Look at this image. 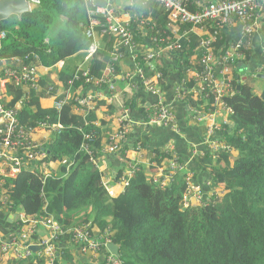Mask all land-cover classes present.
<instances>
[{"label": "trees", "instance_id": "obj_1", "mask_svg": "<svg viewBox=\"0 0 264 264\" xmlns=\"http://www.w3.org/2000/svg\"><path fill=\"white\" fill-rule=\"evenodd\" d=\"M87 26L82 0H40L29 13L19 18L11 16L0 23V29L6 32L0 43V60L10 66L9 61L15 57L36 56L38 62L29 63L52 69L87 48ZM54 27L55 33L51 34ZM45 39H49V45L44 43ZM181 43L185 45L183 40ZM192 43L176 60L179 81H185L183 64L193 55L196 41ZM106 57L109 56L97 52L91 59V73L96 77L107 63ZM66 66L57 74L59 81L67 82L73 74L74 70H67ZM158 68L161 69L159 64ZM163 72L165 75L166 70ZM232 81L235 90L223 99L231 114L222 132L234 150L233 164L226 153L215 160L208 154L195 162L202 179L206 167H211L215 187L223 186L221 197L215 199L211 195L206 207L183 208L182 175L176 174L165 189H160L143 168L131 178L122 194L111 197L98 168L79 152L84 123L74 111L73 100L57 112L43 109V93L32 92L19 108V122L32 128L40 122L60 124L63 128L42 143L45 157L41 161L28 163L15 179L7 180L13 204L9 212H21L27 218H52L64 230L88 225L104 250L106 241L119 247L117 256L122 264H264V88L254 94L246 82H239L234 76ZM48 83V77L42 78L43 87ZM185 87L189 92L195 85L186 82ZM6 93L11 98L8 106L23 97L21 88L14 85H7ZM186 97L192 109L203 104L204 99L208 100L207 106L212 101L196 100L193 94ZM87 119L93 121L94 115ZM90 130L94 127L88 126L86 131ZM99 141L100 138L94 144L96 154ZM62 160L68 163L55 165ZM69 239L65 236L62 242L69 243ZM62 256L66 258L68 254L62 252L60 260ZM7 263L43 264V260L33 257Z\"/></svg>", "mask_w": 264, "mask_h": 264}, {"label": "built area", "instance_id": "obj_2", "mask_svg": "<svg viewBox=\"0 0 264 264\" xmlns=\"http://www.w3.org/2000/svg\"><path fill=\"white\" fill-rule=\"evenodd\" d=\"M30 8L38 6L40 0H26ZM86 7L88 26L85 38L90 43L84 50V66L77 67L72 77L68 80V86H78L81 94L73 99L74 111L81 113L84 127L80 129L83 135V142L79 152L88 156L90 162L98 168L96 161V150L94 144L97 140L96 128L98 124L88 121L89 115L98 112V108L106 100L109 105L118 99L114 78L117 76L119 62L128 56L133 66L131 71L121 76L120 81L125 85V90L130 92L138 87L142 88L146 94L154 98L153 109L142 108L140 121L133 115L134 107L131 104L119 105V115L116 119L117 128L110 133L104 147V154L120 155L122 161L127 166L126 177L123 179V186H127L131 178L140 171L141 164L144 162L159 174L151 177L152 183L165 189L172 182L176 174H180L185 180L182 206L184 209L194 207H206L208 200L213 195L215 199L221 197L222 185L215 187V174L211 167H206L205 178L202 183L195 182V173L188 169L190 163H195L196 158H203L209 154L212 160L218 158L220 154H234V150L226 143V135L215 121V116L222 111L226 116L231 114V109L225 104L224 97L235 90L232 81V72L238 59L250 50L254 36L261 29L264 15V0H143L145 5L151 3L158 5L166 14L169 24L172 26H189L202 30L204 26L211 22L215 28L205 38L200 39L198 49L200 50L199 67L191 63L184 65L185 81H177L173 93L177 101L185 103L186 95L193 94L196 98H211L209 106L198 107L191 110V116L196 121H207L206 136L202 140L203 146L207 149L205 154L192 152L186 162L182 161L173 147L161 154L159 157L152 153L147 160L142 159L143 144L139 140H133L132 130L139 124L143 128L161 127L173 132L177 130V116L170 102L167 101L165 94L159 83L164 79V75L155 70V63L159 62L165 54H176L182 50V40L186 41L187 33L183 32L181 37L170 40L165 34L155 30L153 24L145 17L139 18L145 30V35L149 37L150 49L143 55L139 54L136 48L134 35L131 31L132 21L137 19V14H131L130 21L122 23L116 16L117 7L113 0H102L104 5H98L100 0H82ZM235 19L239 25V35L230 41L224 50L216 51L215 44L219 40V32L225 25ZM175 29V28H174ZM178 29L174 33H178ZM96 34L114 40L115 46L110 54L107 65L104 66L99 77L91 73L90 61L99 51L96 41ZM6 38V32L0 29V43ZM44 43L49 45V39ZM122 49V50H120ZM264 55V44L262 45ZM38 62L37 57L26 56L25 58H13L0 66V210L10 213L12 202L9 199L8 179H15L28 163L41 161L45 157L41 144L34 139L38 131H47L49 134L59 132L63 127L60 124L49 125L40 122L37 127L32 128L22 125L18 119L19 108L29 100L32 92L40 93L44 91L46 95L54 99L53 109L61 111L63 106L69 102L68 99L58 98L55 84L46 87L41 85L42 75L41 66L29 63ZM62 64V62H60ZM135 70L133 72L132 70ZM259 72H264V60L259 66ZM148 74L150 76L148 77ZM113 81V82H112ZM186 82L195 85L193 90L186 92ZM14 85L21 88L23 97L13 106H8L11 98L6 93V86ZM148 98L143 100V103ZM208 101V100H203ZM204 110V112H202ZM143 111V113H142ZM137 121V122H136ZM139 122V123H138ZM222 125H227L225 118ZM88 126H93L94 130L86 131ZM218 132H221L218 136ZM50 137V136H49ZM133 144L131 152L137 156L132 159L127 150L128 144ZM125 149V150H124ZM123 150V151H122ZM123 153V156L120 154ZM201 154V157L199 155ZM165 156V157H164ZM167 158V165L156 169L153 164ZM67 160L57 162L55 165H66ZM99 170V169H98ZM46 176L49 171L45 168ZM101 173V172H100ZM102 174V173H101ZM103 177V174H102ZM102 183L106 188L105 180ZM107 190V188H106ZM223 193V192H222ZM214 203V202H213ZM15 216V231L5 235L0 234V262L10 260H26L38 257L43 260V264H59L60 256L64 249L60 246L62 238L70 236V245L81 255L97 256L105 253L104 264H122L118 256L108 252L106 246L109 241L102 243L99 237L92 234L88 225L76 227L72 230L62 229L52 218H27L23 213L17 212ZM13 229V230H14ZM45 231L44 236H39V230ZM38 247V251L33 252L31 248Z\"/></svg>", "mask_w": 264, "mask_h": 264}, {"label": "crops", "instance_id": "obj_3", "mask_svg": "<svg viewBox=\"0 0 264 264\" xmlns=\"http://www.w3.org/2000/svg\"><path fill=\"white\" fill-rule=\"evenodd\" d=\"M114 4L117 7V14L116 16L122 23H126L130 21L131 14H137L138 18L132 21L131 24V31L134 35V39L136 42V48H138V52L140 55H143L147 52L151 45L149 43V37L145 35V30H143V26L139 18L145 17L150 20L153 24L156 31L159 33H163L166 37L170 40H175L183 34V32L187 33L186 41L183 40L185 45L182 47L180 52H176V54H165L162 59L157 62L161 69L158 68V64L155 63V70L164 74L163 69L166 70L164 79L159 83V86L163 90L165 97L168 102L171 103L175 115L177 116V130L173 132L167 128L161 127H148L143 128V126L137 124L135 125V130H132L131 135L133 134V140H139L143 144V151H142V159L147 160L150 158L152 153L156 154L157 157L158 153H165L168 148L173 147L174 151L178 154L179 158L186 162L190 156V154L194 151L197 153L205 154L207 149L203 146L202 140L206 136V126L207 121L201 120L196 121L191 116V110H189L187 97L185 103L179 102L175 99L173 88L178 81L177 77V70L176 67V60H178V56L183 54L185 50H188L190 46L193 44L192 41H196V46L193 49V55L187 59V63H191L195 67L198 66V62L200 60V50L198 49V43L200 39L207 37L212 30L215 28L214 23H207L202 30L196 28H190L189 26H180L177 25L172 26L169 24L167 19L166 12L160 8L156 4H149L145 5L143 0H113ZM175 28V29H174ZM178 29L180 31L176 32ZM239 35V25L238 22L233 18L232 22L228 25H225L222 30L219 32V40L215 44L216 51L219 52L220 50H224L225 46L228 42L236 39ZM193 38V39H192ZM96 41L99 45L100 53H105L107 56L110 57V54L113 52V48L115 46L114 40H111L107 37H101L99 34H96ZM218 44H221L217 47ZM264 44V15L263 20L261 23V29L257 35L254 36L252 47L248 52L245 54H249V59L246 60V55L244 54L240 59L237 60L234 68V74L232 72V77L234 76L235 80H239V82H245V76L249 71H251L254 75H264L262 72H259V66L261 65L262 61L264 60V55L262 53V45ZM183 45V43H182ZM122 50V49H120ZM80 53V52H79ZM83 53V60L81 64L77 65L73 70L77 67L84 66V58L85 54ZM78 54V53H77ZM74 57V56H73ZM109 57L105 59V61H109ZM72 58V57H71ZM70 58V59H71ZM185 59V58H184ZM5 63H1L0 66H4ZM65 62L62 61L55 65L54 68H41L40 74L42 78L48 77L49 84H55L57 89V97L62 99H68V101L73 100L78 95L81 94V88L74 85L68 86L67 82L59 81L57 78V74L60 70L65 66ZM246 64V65H245ZM107 63L105 64V66ZM133 63L128 56H125L118 64L117 67V76L114 78V84L116 85V90L118 93V99L114 100L112 105H109L104 98L100 101H104L106 103L103 104L98 108V112H95L93 121L98 124V128H96L97 139H101L99 141V148H98V161H97V154H96V161L98 163V169L103 174V179L106 183V188L109 195L113 198L118 197L124 191L123 186V179L126 177L127 166L125 161H122L120 155H107L104 154L103 150L107 143V138L110 133L116 130L117 124L116 119L119 115V105L116 103L121 101V104L132 103V107H134L133 115L134 118L138 121L141 120L142 114L139 109L144 108H152V104L154 102V98L150 95L146 94L145 91L138 87L130 92L125 90V85L120 81L122 75L131 71ZM105 68V67H104ZM103 68V70H104ZM135 72L134 68L132 70ZM102 73V72H101ZM150 74H148V77ZM69 80V79H68ZM113 82V81H112ZM234 82V81H233ZM43 96L40 98V105L43 109H52L54 99L48 95L44 91H42ZM148 98L145 103L143 100ZM198 98H196L197 100ZM208 101H204L203 104H200L198 107H206ZM76 112V111H75ZM204 112V110H202ZM143 113V111H142ZM81 116V113H79ZM227 118L224 112L220 111L215 116L216 123L220 126L221 130H224L225 127L228 125H222L223 121ZM137 122V121H136ZM139 123V122H138ZM222 132V131H221ZM218 132V136L221 135ZM228 134L230 132L228 131ZM49 132L47 131H38L34 135V139L42 145V143L46 142L49 139ZM228 136V135H227ZM133 144H128L127 153L130 158L135 159L137 158L131 152L130 148ZM201 154L199 157H201ZM235 156V154H233ZM202 158H196V161ZM195 161V162H196ZM230 164H233V158H229ZM160 163V164H159ZM167 158H163V160L158 161L156 164H153L156 169L162 168L161 170H165ZM196 163H190L188 169L195 173V182L202 183V178L200 177V170L195 166ZM141 169L143 168L144 173L149 176H155V174H159L158 170L155 172L153 168L149 167L146 162L141 164ZM15 216L8 214L5 211L0 210V234L5 235L13 230V226L15 224ZM46 233L44 230H39V236H44ZM64 249V254H68L66 258L64 256L61 257L59 260V264H104L105 253L102 252L97 256L91 255H81L79 254L71 245L63 241L60 245ZM8 260L0 262V264H8Z\"/></svg>", "mask_w": 264, "mask_h": 264}, {"label": "water", "instance_id": "obj_4", "mask_svg": "<svg viewBox=\"0 0 264 264\" xmlns=\"http://www.w3.org/2000/svg\"><path fill=\"white\" fill-rule=\"evenodd\" d=\"M118 3V0H116ZM98 5L103 6L104 2L102 0L98 1ZM31 8L26 0H0V23L7 20L11 16L10 13H15L16 17H21L25 13H29ZM258 78L264 79V75H259ZM237 90L239 87L236 88ZM108 252L114 254L115 256L119 253V247L113 243L106 246ZM33 252L38 251V247L33 246L31 248Z\"/></svg>", "mask_w": 264, "mask_h": 264}, {"label": "rangeland", "instance_id": "obj_5", "mask_svg": "<svg viewBox=\"0 0 264 264\" xmlns=\"http://www.w3.org/2000/svg\"><path fill=\"white\" fill-rule=\"evenodd\" d=\"M32 7H31V9H32ZM54 30H55V27L52 29L51 34L53 32L55 33ZM82 60H83V53L80 52V53L76 54L74 57H72L71 59H68L65 61L66 65H67L66 69L67 70L74 69L77 65L81 64ZM258 76L254 75L251 71H249L247 73V75L245 76V78H246L245 82L247 83L248 86H250L252 88V91L254 94H259L264 88V79L258 78ZM230 157L233 158V155H230Z\"/></svg>", "mask_w": 264, "mask_h": 264}, {"label": "clouds", "instance_id": "obj_6", "mask_svg": "<svg viewBox=\"0 0 264 264\" xmlns=\"http://www.w3.org/2000/svg\"><path fill=\"white\" fill-rule=\"evenodd\" d=\"M9 15L12 16V17H15L16 14H15V13H10ZM83 52H84V51H83ZM17 58H19V57H17ZM0 61H1V60H0ZM61 62H62V61H61ZM42 68H44V67H42ZM75 70H76V69H75ZM75 70H74V71H75ZM74 71H73V73H74ZM72 75H73V74H72ZM71 77H72V76H71ZM71 77H70V78H71ZM70 78H69V79H70ZM52 109H53V108H52Z\"/></svg>", "mask_w": 264, "mask_h": 264}]
</instances>
